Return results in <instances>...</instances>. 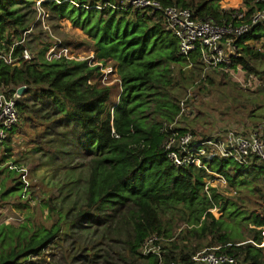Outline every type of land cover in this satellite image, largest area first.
Here are the masks:
<instances>
[{"label":"trees","instance_id":"trees-1","mask_svg":"<svg viewBox=\"0 0 264 264\" xmlns=\"http://www.w3.org/2000/svg\"><path fill=\"white\" fill-rule=\"evenodd\" d=\"M157 1L165 6L189 8L198 17L213 19L217 23L229 21L231 12L237 11H222L220 0ZM107 2L117 3L116 0H44L40 7L49 15L47 22L60 38H65V34L58 31L57 22L60 20L67 19L75 28H81L94 42L92 48L96 59L116 66L120 84L112 87L94 85L93 80L98 81L101 76L98 66L90 67L88 62L66 59L48 62L46 53L50 46L39 44L31 52L32 60L22 61L19 67L0 60V87L25 86L27 90L23 98L32 88L45 87L39 90V94L51 100L66 121L79 124L83 149L93 156L87 204L79 213L85 217L132 203L137 208L131 214L134 237L129 243V251L133 256L141 257L148 264H158L156 257L140 254L145 240L158 234L173 239L166 245V263L194 264L192 257L197 252L221 247L220 252L238 257L241 264H264V247H260L264 240V203L253 211L241 212L236 202L207 186L205 170L176 168L164 151L166 135L162 129L165 124L173 123L180 112V100L169 90L174 86L172 65L184 61L186 68L188 66L186 59L179 55L178 40L166 30L159 15L144 17L138 12L111 7L87 9ZM35 3L34 0H0L1 53L8 54L14 43H18L13 50L14 58H19L22 51L28 49V40L33 34L30 32L26 36L25 33L30 31L33 23L25 24L18 6L36 7ZM246 5L249 6L248 14L264 9V4L253 3V0ZM39 25H42L41 20L36 29ZM263 38L264 27L258 26L241 39L238 43L241 56L236 65L251 74H258L255 63H264V52L245 45V42ZM151 40L166 41L172 50L160 59L153 57L147 49ZM67 46L66 42L62 43V47ZM193 61L195 66L197 61ZM115 91L117 95L114 96ZM56 95L62 96L67 103ZM116 96L118 100L112 105ZM148 104L153 106L150 116L145 115L146 111L135 115ZM24 106V103L18 105L22 113ZM113 130L119 138L112 134ZM11 156L10 143L0 145L2 166ZM205 164L210 172L225 178L234 190L250 189L264 200V164L244 167L232 160L217 158L206 160ZM2 175H5L2 182L5 188L9 180L16 181L14 177L18 172L0 167V177ZM24 187V182H18L5 190L2 197L17 193L21 196ZM45 205L55 212L49 200ZM179 205L187 210L188 228L181 231L182 236L174 238L161 219L160 209ZM214 208H220L224 213L221 219L216 220L211 214L210 210ZM223 217L234 219L241 226L246 223L253 238L241 245L234 242ZM62 221L60 219L48 228L27 223L18 227L1 225L0 264H24L43 255L61 236Z\"/></svg>","mask_w":264,"mask_h":264},{"label":"rangeland","instance_id":"rangeland-1","mask_svg":"<svg viewBox=\"0 0 264 264\" xmlns=\"http://www.w3.org/2000/svg\"><path fill=\"white\" fill-rule=\"evenodd\" d=\"M43 1L34 0L41 3ZM248 1L220 0L221 10H237L231 14L240 12L238 10L247 12ZM35 5L38 7L37 3ZM36 7L18 6L25 24L33 23L30 29L33 36L28 40L30 52L39 44L52 47L54 42L60 41L67 43L70 57L85 58L94 55L96 59L92 48L94 42L69 20L57 22L58 31L65 34V38L56 35L47 21L50 31L42 25L36 29L39 21ZM249 42L252 44L249 46L264 52V38ZM147 49L158 59L172 50L166 41L153 40L148 42ZM255 67L258 74L245 70L235 71L234 75L211 72L201 81L200 72L194 68H186L184 61L173 64L174 86L169 90L178 100L184 98L188 91L195 96L190 103V114L183 119V126L203 138L217 136L223 128L245 132L264 128V63L256 62ZM118 77L119 75L111 77L110 81L117 80ZM92 83L98 86L96 80ZM116 84L118 83L111 87ZM41 88L45 87L32 88L21 99L25 106L22 108L23 113L19 111L20 122L11 134L12 156L3 166L0 162L3 169L18 172V176L14 177L16 181L9 180L5 188L2 187L5 175L0 177V226L4 224L18 227L27 223L48 228L60 219L64 220L61 223V236L54 244L43 255L31 258L24 264H132L133 261L136 264H148L129 251V243L134 237L131 214L137 210L132 203L114 211L108 210L85 217L79 213L87 204L93 156H89L83 149V133L79 124L66 121L55 104L39 94ZM115 95L117 91L114 92ZM56 96L67 103L62 96ZM116 99L118 100L117 96L113 97L112 105ZM150 110H153V106L148 104L135 112V115L146 111L145 115L150 116ZM207 175L205 182L236 202L241 212L253 211L264 203L261 195L250 189L236 191L222 176L213 172ZM18 182L25 183L22 197L17 193L3 198L2 193ZM262 185L264 193V179ZM48 200L55 212L46 207ZM212 210L214 211L210 212L216 220L222 218L224 213L220 208ZM160 215L174 238L182 236L181 231L188 228L187 210L183 205L161 208ZM223 218L227 224L226 230L234 242L241 245L243 241L253 238L246 223L241 226L234 219ZM260 247H264V240Z\"/></svg>","mask_w":264,"mask_h":264},{"label":"built area","instance_id":"built-area-1","mask_svg":"<svg viewBox=\"0 0 264 264\" xmlns=\"http://www.w3.org/2000/svg\"><path fill=\"white\" fill-rule=\"evenodd\" d=\"M116 2H107L104 5L87 7V9L102 10L111 7L115 10L138 12L144 17L159 15L167 31L178 40L179 55L186 59L187 68L197 69L200 72L201 81L205 80L207 74L211 72L234 75L235 71H243L241 65H236L241 56L238 43L252 33L256 27H264V9L251 14L237 12L231 14L229 21L224 20L223 23H217L213 19L198 17L189 8L165 6L157 0H116ZM254 3L264 4V0H254ZM37 4L38 19L41 20L44 29L50 31V26L46 23L49 15L40 7L41 2ZM30 32H26L25 35ZM17 45L18 43H14L8 54L0 52V60L13 67H19L22 61H31L32 53L27 48L22 51L19 58L13 57L14 47ZM245 45L252 44L248 41ZM62 59L88 62L90 67L98 66L101 72L97 81L99 87L120 84L119 77L116 78L117 80L110 81L111 77L118 76L117 68L112 62L104 64L96 60L94 55L85 58L70 57L67 47H62V42H54L46 53V60L54 62ZM194 59L197 61L195 66ZM21 87H0V145L5 142L11 143V134L20 122L18 105L23 95H19L18 90ZM23 87L26 92L27 87ZM194 98L193 92L188 91L186 96L179 101L180 112L175 121L165 124L162 129L166 135L163 144L164 151L176 168L195 167L209 173L205 161L213 158L232 160L244 167L264 164L263 127L249 132L223 128L219 135L208 138L200 137L185 128L183 119L190 114V103ZM112 134L119 138L114 130ZM172 240L152 234L141 246L140 254L143 257H156L158 264H176L165 261L168 253L166 244ZM220 251L221 247L199 251L192 257V261L194 264H241L238 257Z\"/></svg>","mask_w":264,"mask_h":264},{"label":"water","instance_id":"water-1","mask_svg":"<svg viewBox=\"0 0 264 264\" xmlns=\"http://www.w3.org/2000/svg\"><path fill=\"white\" fill-rule=\"evenodd\" d=\"M25 92V88L24 87H21L19 90H18V94L19 95H23Z\"/></svg>","mask_w":264,"mask_h":264},{"label":"bare ground","instance_id":"bare-ground-1","mask_svg":"<svg viewBox=\"0 0 264 264\" xmlns=\"http://www.w3.org/2000/svg\"><path fill=\"white\" fill-rule=\"evenodd\" d=\"M67 23V22H66Z\"/></svg>","mask_w":264,"mask_h":264}]
</instances>
